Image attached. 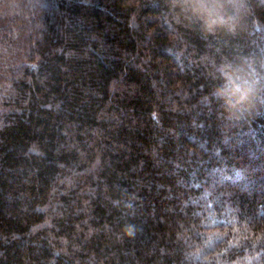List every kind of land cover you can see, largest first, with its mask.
Returning a JSON list of instances; mask_svg holds the SVG:
<instances>
[{"label": "trees", "instance_id": "16d2710c", "mask_svg": "<svg viewBox=\"0 0 264 264\" xmlns=\"http://www.w3.org/2000/svg\"><path fill=\"white\" fill-rule=\"evenodd\" d=\"M241 56L264 0L211 35L159 0H0V264H264V85L231 119L210 96Z\"/></svg>", "mask_w": 264, "mask_h": 264}, {"label": "clouds", "instance_id": "9594fccd", "mask_svg": "<svg viewBox=\"0 0 264 264\" xmlns=\"http://www.w3.org/2000/svg\"><path fill=\"white\" fill-rule=\"evenodd\" d=\"M162 14L171 22L194 27L202 34L235 33L247 12L248 0H159ZM264 62L252 56L224 59L215 66L218 83L210 96L223 110L225 118H233L241 108L247 110L264 85ZM131 207V205H128ZM128 234L133 235L130 227Z\"/></svg>", "mask_w": 264, "mask_h": 264}]
</instances>
